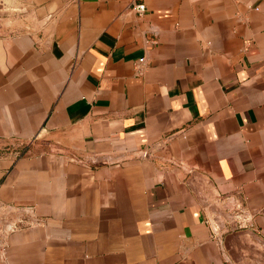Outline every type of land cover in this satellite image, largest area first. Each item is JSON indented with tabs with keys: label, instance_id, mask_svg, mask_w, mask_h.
Masks as SVG:
<instances>
[{
	"label": "crops",
	"instance_id": "1",
	"mask_svg": "<svg viewBox=\"0 0 264 264\" xmlns=\"http://www.w3.org/2000/svg\"><path fill=\"white\" fill-rule=\"evenodd\" d=\"M12 144L0 264H264V0H0Z\"/></svg>",
	"mask_w": 264,
	"mask_h": 264
},
{
	"label": "rangeland",
	"instance_id": "2",
	"mask_svg": "<svg viewBox=\"0 0 264 264\" xmlns=\"http://www.w3.org/2000/svg\"><path fill=\"white\" fill-rule=\"evenodd\" d=\"M24 154H25V150H23V145L20 146L15 145V149H13L11 145H7L4 148L0 149V158L1 157L19 158L22 157Z\"/></svg>",
	"mask_w": 264,
	"mask_h": 264
},
{
	"label": "built area",
	"instance_id": "3",
	"mask_svg": "<svg viewBox=\"0 0 264 264\" xmlns=\"http://www.w3.org/2000/svg\"><path fill=\"white\" fill-rule=\"evenodd\" d=\"M131 10L137 14H141L145 11V6L143 4H132ZM142 62V60H139Z\"/></svg>",
	"mask_w": 264,
	"mask_h": 264
},
{
	"label": "water",
	"instance_id": "4",
	"mask_svg": "<svg viewBox=\"0 0 264 264\" xmlns=\"http://www.w3.org/2000/svg\"><path fill=\"white\" fill-rule=\"evenodd\" d=\"M12 146V148L13 149H15V145H11ZM138 157L139 158H151V156H150V154H148V153H140L139 155H138Z\"/></svg>",
	"mask_w": 264,
	"mask_h": 264
}]
</instances>
